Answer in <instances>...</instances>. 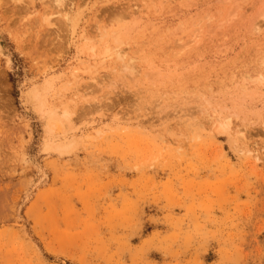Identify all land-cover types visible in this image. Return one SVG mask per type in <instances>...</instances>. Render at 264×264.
Returning <instances> with one entry per match:
<instances>
[{
	"label": "rangeland",
	"instance_id": "obj_1",
	"mask_svg": "<svg viewBox=\"0 0 264 264\" xmlns=\"http://www.w3.org/2000/svg\"><path fill=\"white\" fill-rule=\"evenodd\" d=\"M261 78L264 0H0V264H264Z\"/></svg>",
	"mask_w": 264,
	"mask_h": 264
},
{
	"label": "bare ground",
	"instance_id": "obj_2",
	"mask_svg": "<svg viewBox=\"0 0 264 264\" xmlns=\"http://www.w3.org/2000/svg\"><path fill=\"white\" fill-rule=\"evenodd\" d=\"M56 2H57V5H59L61 2H62V0H56ZM100 32H102V30H100ZM101 34V33H100ZM108 53V51H104V53H102V54H100V58H99V60L100 61H102V62H104L105 60H106V58L109 56V54H107ZM102 55V56H101ZM117 58H121V56L122 55H120V53H117ZM263 78H261L260 80V84H261V86H263V88H264V80H262ZM228 124V123H227ZM221 127V125L219 126V128ZM228 129H229V127H228ZM224 130V129H223ZM221 132V131H220ZM244 133V132H243ZM242 133V134H243ZM238 140L239 141H243L244 142V137L241 135V136H238Z\"/></svg>",
	"mask_w": 264,
	"mask_h": 264
}]
</instances>
